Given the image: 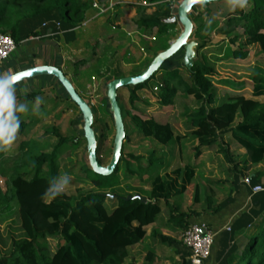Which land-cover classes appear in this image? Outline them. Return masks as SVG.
Returning a JSON list of instances; mask_svg holds the SVG:
<instances>
[{
	"label": "trees",
	"instance_id": "1",
	"mask_svg": "<svg viewBox=\"0 0 264 264\" xmlns=\"http://www.w3.org/2000/svg\"><path fill=\"white\" fill-rule=\"evenodd\" d=\"M91 5L92 0H0V33L9 34L19 44L21 40L37 33L35 28L38 21L42 22L43 19L58 21L61 28H73L84 22ZM176 7L172 0H158L151 13L147 12V7L139 9L137 23L142 27V33L157 28L152 41H143L147 57L141 64L152 60L179 35L178 23L163 22L164 18L176 13ZM200 7H195L190 14L196 25L194 36L199 42L193 68L189 70L184 66L183 52L180 51L165 61L153 75L158 78V82L153 84V87H157L156 97L163 105L176 104L179 92L185 97L191 95L196 99V105L184 106L182 113L189 127L187 132L178 135L170 123L143 118L121 106L123 118L124 115L131 118V123L127 124L124 119L126 140L129 131L133 130L164 147L149 150L147 164L140 161L143 156L131 153L125 155L123 152V159L128 166L130 163L126 157L137 161V171L130 166L128 171L149 174L152 190L145 193L134 188L135 193L116 194V202L108 210L105 202L109 193L107 188H119L118 183L111 182L112 176H118L119 167L113 174L103 176L95 173L90 165H84V176L80 179L90 180L94 188L76 194L61 192L49 199L60 178L61 147L66 143L77 145V137H72L71 141L68 136L63 137L50 152H45L49 146L47 140L29 138L20 143L19 152L14 158H4V149H0V172L6 179V189L0 187V264H136L130 260V247L140 242L146 235V227L158 220L162 204L169 208L171 214L167 225L173 224L185 231L193 223L190 218L199 217L206 210L219 212L233 201L230 196L217 203L211 196L202 197L200 187L192 181L196 172L193 164L177 167L171 174L166 172V175H161L160 172L176 158L172 145L181 143L185 137L197 140L195 154L198 156L202 150L217 144L222 152L226 151L228 160L235 165L232 168L230 193L238 191L244 169L239 168L236 162L240 154L230 152L228 146L220 143L223 136L230 135L246 149L244 167L248 162L257 165L264 161V100L255 98L264 95V0H247L244 9H223L222 18L209 11L199 12ZM214 31L224 35L227 40L217 47L207 48ZM255 44L259 45L257 53L262 58L250 66L251 79L237 82V88L222 97L217 95L213 81L216 75L215 62L229 58L246 59L251 53L250 46ZM115 77L118 76L111 75L110 79ZM245 85L252 87L250 93L253 96L245 95ZM143 87L139 84L137 88ZM137 88L131 87V104L138 98ZM29 96L31 94L20 95V102ZM104 101L109 107L107 97ZM25 106L28 108L27 104ZM41 111L39 108L38 114ZM106 112L105 116H112L109 109ZM79 115L78 121L83 122L80 110ZM35 117L33 124L39 121ZM30 125L21 120L20 132ZM54 131L58 133L56 129ZM80 133L83 134V129ZM97 139L98 158L103 163L100 156L101 136L97 135ZM10 161L12 164L9 167L1 166ZM249 176L255 185L261 183L264 174L252 172ZM136 193L146 196L148 201L125 199ZM255 194L253 207L243 216L247 218V224L243 227L242 238L235 239L234 232L229 233L226 240L231 238L233 242L218 250L214 264H264V190ZM173 196L178 197L176 202L171 200ZM184 196L191 198L186 203L188 211L181 208ZM200 203L205 206L198 212L195 206ZM173 225L170 228L176 229ZM154 236L164 244H175L177 247L183 244L186 250L182 256L184 259L187 254V258L182 264H189L190 250L183 241L180 243L160 231H155ZM49 238H60L61 242L54 251L50 250Z\"/></svg>",
	"mask_w": 264,
	"mask_h": 264
},
{
	"label": "rangeland",
	"instance_id": "2",
	"mask_svg": "<svg viewBox=\"0 0 264 264\" xmlns=\"http://www.w3.org/2000/svg\"><path fill=\"white\" fill-rule=\"evenodd\" d=\"M93 1L90 8H93ZM174 5L178 4L180 0H172ZM217 2L214 3V5ZM206 8L208 10L209 5H203L201 7ZM218 6V5H217ZM147 7V6H146ZM176 7V6H175ZM90 8L88 10H90ZM153 8V7H147ZM151 10V9H150ZM98 12V10H97ZM88 13V11H87ZM96 16L102 17L101 19L105 20L106 17L112 16L110 12L97 14ZM114 17V16H113ZM116 18V17H115ZM113 19V18H112ZM82 27H86V24L83 22L80 24ZM196 30V25H195ZM194 30V33H195ZM239 31L241 32L242 29L240 28ZM85 34H88V31H85ZM193 39L196 37L193 35ZM87 37H83V42L85 43ZM227 40L226 37L218 32H213L210 37V41L207 42L208 47H217L223 41ZM89 45H91L92 52L95 55L105 56L106 61L108 63V70H105L101 76L96 75L91 80H86L85 78H76L73 81L77 84L80 83L78 88L81 91L82 95L91 103L94 109V116L97 121H95L94 128L96 130V134L101 136L100 142V156L103 159V164H107L110 160L113 143H114V136H115V126L113 117L111 115H106L105 113L109 107L105 103L104 99L106 97V85L110 79V76L113 74L112 71L117 70L116 61L117 58L120 56L123 48L118 47L115 43H110L107 40H98L94 41V39L87 40ZM88 45V43H87ZM71 46V44H70ZM26 45H21L18 47L15 52L12 53L10 59L13 61L15 58H18L25 52ZM205 50V49H203ZM209 50V49H208ZM251 53L246 59H225L219 60L215 62V69L216 75L214 76V85L217 95L220 97L224 96L228 91L234 90L237 88V82H245L251 79L250 73V66L256 62L257 59H261V55L258 54L259 46L258 45H251L250 46ZM207 51V50H206ZM65 53V56H68L70 59V64L73 61H77L79 58H83L84 56L88 57V55L80 54L78 51H73L69 44H64V41H60V54ZM209 54V53H208ZM210 55V54H209ZM154 57V56H153ZM211 57V56H210ZM128 62L124 60V62L120 63L121 71L124 74H131L134 72L142 71L151 59H148L140 66L133 64L132 60H137L139 58L138 51L136 49H132V54L129 56ZM29 59V58H28ZM6 61L1 65H4ZM77 66H80L81 63L76 62ZM81 68V67H80ZM66 72V71H65ZM70 72V76L72 77L73 74ZM96 73L94 68L92 70L88 69L85 71L84 76L86 78H90L91 73ZM67 73V72H66ZM121 75V74H118ZM69 76V77H70ZM70 77V78H71ZM49 78V79H47ZM232 79V80H231ZM31 82L33 85H27L22 87L20 93L15 95V103L18 105L17 101H20V95H27L31 94L27 98L28 101H23L20 104H27L28 108L27 111L24 113H18L19 121L25 120L26 124H32L30 127H25L23 132H20L18 128L17 132L15 133V138L12 143L4 149V158H14L17 153L19 152L20 143L23 140H28L29 138H36L37 140H47L49 142L48 148L45 149V152L52 151L53 147L57 145L63 137L68 136L69 140L71 141L72 137H77L78 140L77 145L66 143L64 146L61 147V153L59 158V170H60V178L57 182V185L60 183L61 178L63 176H67L68 183L64 186L63 191L67 194H76L79 191H87L94 188L92 182L90 180H82L80 179L81 176H84L82 171V166L87 165L89 166L88 156H87V142L84 137V134H81L80 131L83 129V122L79 120V109L77 108L76 104L71 100V98L67 95L62 88L61 84H55L54 81H57V78L54 76H40L30 78L25 80L24 82ZM154 82H158L157 76H152L150 80L143 83L144 87L142 89L137 88L139 85L134 86L137 88L136 95L138 98H135L134 103H130L131 97V87L132 86H125L118 90V98L120 105L122 108H127L131 111V113L138 114L143 118H155L161 123H169L172 125L174 132L178 135H184L187 130L188 126L185 124V117L182 116L184 111V106H195L197 101L193 96L185 97L182 92L178 93V99L176 104L172 105H163L156 97L157 89L153 87ZM21 83L17 84L20 85ZM55 84V85H54ZM15 85V86H17ZM42 85V86H41ZM58 86L60 90V94H58ZM244 93L249 96H253L250 93L252 87L249 85H245L243 87ZM40 98V105L39 108L42 109L41 113H35L32 111L33 104L35 99ZM255 98L259 100H264V95L255 96ZM66 101H64V100ZM57 103L56 106H53ZM35 116H37L38 120L37 123H34ZM106 117V118H105ZM124 119L126 124L129 122L131 123V118L127 115H124ZM239 120V118H238ZM19 122V123H20ZM54 129L58 131L55 133ZM129 131V129H128ZM220 143L225 144V146L229 147V151H233L237 154L238 159V167L244 169V179L247 178L250 173L254 170H261L264 174V161L257 165H253L250 162L247 163V166L244 167L245 164V157L247 151L241 144L233 139L230 135L223 136ZM197 144V140L195 138L187 139L186 137L181 143H175L172 145L173 153L176 155V158L172 160L170 166L165 170H161V175L171 174V172L176 169L177 167H182L186 164H193L196 166V172L193 175L192 181L195 182L201 191L202 197L204 196H211L214 198L215 203L219 202V200H223L227 195L229 188L232 186V177H233V167L235 166L228 160L226 151L222 152L220 149V145L217 144L213 148L202 150L201 154L198 156L195 154V145ZM154 147L162 148L163 146L157 144L155 142H151L144 138V136L137 132L130 130L129 131V138L124 141L123 144V151L122 156L119 161L117 168L119 167L118 176H112L111 182L113 184L118 183L119 188H107L109 190L107 198H106V205L108 210H110L117 198L112 197V195H126L130 194L131 192L135 193L137 189L143 190L145 193L152 190V180L150 179L149 174H140V173H132L128 171V168L137 171V161L133 160L130 157H126L129 161L130 165L128 166L123 159V152L125 155L134 154L135 156H143L140 160L142 163L147 164V157L149 150L153 149ZM164 148V147H163ZM167 149V147H166ZM181 153V156H180ZM179 154V155H178ZM192 155V156H191ZM191 156V158H189ZM201 162V165H200ZM12 162H6L2 167H9ZM232 169V171H231ZM245 183V182H244ZM130 186V187H129ZM0 187L5 190L6 189V179L0 172ZM114 187V186H113ZM133 187V188H131ZM115 188V187H114ZM114 192V193H113ZM191 200L189 196H184L182 202L183 207L182 210L188 211L186 209L187 200ZM173 202L178 200L177 196L171 197ZM161 213L158 216V223H152L147 227L154 228L153 226L157 225L159 230H163L169 236H172L176 241H182L183 236V229L175 226L173 224L167 225L169 218L171 216L169 208L162 204ZM205 204L200 203L196 204L195 210L201 212L204 208ZM206 210L205 212H208ZM200 219L199 217L190 218V222H196ZM173 225L176 229L170 228ZM169 226V227H168ZM146 227V228H147ZM164 233V234H165ZM50 250L54 251L57 246L60 244V238H49L48 239ZM160 242V241H159ZM153 248L155 249L153 256L158 254L160 256V260H162L165 256H168L169 249L166 247L164 243H151ZM149 251L147 249L142 248V255L138 256V261H141L144 257L149 258V255H146ZM171 252V251H170ZM145 254V255H144ZM155 259L157 257L155 256ZM159 260V261H160Z\"/></svg>",
	"mask_w": 264,
	"mask_h": 264
},
{
	"label": "crops",
	"instance_id": "3",
	"mask_svg": "<svg viewBox=\"0 0 264 264\" xmlns=\"http://www.w3.org/2000/svg\"><path fill=\"white\" fill-rule=\"evenodd\" d=\"M140 1L141 0H124L122 4L117 6L115 12H110L112 16L106 17L105 20L101 19L102 17L96 16L97 14H99L97 10L95 11L93 8H90V10H88V13H86V19L84 20L87 22L85 25L86 27H82L81 25L75 26L73 28L65 26L66 28L64 27L58 30L54 24L55 21L53 19H43L42 22L38 21L37 27L35 28V31L37 33L21 40L20 43L17 44V49L18 47H21V45H26L25 52L22 53L20 57L15 58L13 61L6 60V63L0 66V74H9L16 70L35 64H53L61 67L64 72L66 71L67 73H65L68 77L70 76L69 71H71L73 76H70L71 78H69L72 80L75 87L79 91L78 88H81L79 87L80 83L76 84L73 79L75 80L76 78L81 77L85 78L86 80H91L96 75L101 76V74H103L105 70L109 69L108 63L105 60L106 57L93 54V47L89 45V42H86L87 40L91 39H94V41L102 39L107 40L112 44L115 43V45L117 44L118 47L123 48L120 56L116 61V65L118 64V68L116 71L111 72L113 73L112 75H117L118 77L128 75L124 74V72L121 71L120 63H123L124 60L128 62V60L130 59L129 56L132 54V49H136L139 54V58L137 60H132L133 64L139 65L142 61H144V59L147 57V53L144 49L143 41H152V36L157 29L156 27H153L152 32L142 33V27L138 25L137 21L140 14L139 9L146 6L141 5ZM157 1L158 0H153V2L155 3ZM151 7L153 8H147L148 13H151L155 10V5ZM209 7L211 8H209L208 10H206L205 6L200 7L198 11H209L213 15L221 17L222 10L229 9L228 0H225L222 3L217 2L215 5L214 3L209 4ZM46 21L48 22V25L43 26V23ZM178 26L179 30L181 31V26L179 24ZM86 30L88 31L87 35L85 34ZM83 37H87L85 43H82ZM60 41H64V44H69V47L74 52H81L80 54L88 55V57L84 56L82 59L79 58L77 59V61H73L71 64L68 63L70 58L68 56H65V53L63 52L60 54ZM142 48L144 50H142ZM78 61L79 63H81L80 66L76 65V62ZM92 68H94L96 73H91V79L86 78L84 76L85 71L88 69L92 70ZM54 83L56 85L60 84L58 80L56 82L54 81ZM27 85L32 84L31 82L26 81L24 83H21L20 85L14 86V95L20 93L22 87ZM59 89L60 88L58 86L57 95L60 94ZM79 92L81 93V91ZM25 101L28 100L25 99ZM17 102L18 105L22 103L19 100ZM255 172L258 173L262 171L254 170L253 173ZM241 181L242 183L238 191L233 193H230V191H228V195L223 199L226 200L230 196L233 199L231 203L227 204L219 212H212L210 210L208 212H203L200 216V219L196 221L205 223L208 228L215 233V243L212 256L207 261V264H214L218 250H220L222 246L231 244V242H233L231 238H228V240H226L230 235L229 233L234 232L233 234L235 235V239L242 238L244 229L243 227L247 224V218L245 219L243 216L244 214L249 213V211L253 207L254 197L256 194L251 191L250 186L246 185V183L243 182V179H241ZM260 182L261 183L259 184H264V176L261 178ZM154 223L157 224L158 222L156 221ZM153 227L154 228L147 227L146 235L144 236V238L140 242L130 247V260L135 262L136 264H182L183 261L187 258V254H185L184 259L182 256V253H184L186 250L183 244H179L180 246L178 247L175 244H166L165 246L169 249L168 256H166V258L164 256V258L160 260V256L158 254H155V256L157 257V259H155V256H153L155 249L153 248V245L151 243L157 244L160 243V240L156 236H154V232L160 231L163 234L165 232H163L164 229L162 230V228L161 230H159V227H157V225ZM228 227H230V229H228ZM142 248L149 251L146 254L149 255V258L144 257L141 261H138V256L142 255Z\"/></svg>",
	"mask_w": 264,
	"mask_h": 264
},
{
	"label": "water",
	"instance_id": "4",
	"mask_svg": "<svg viewBox=\"0 0 264 264\" xmlns=\"http://www.w3.org/2000/svg\"><path fill=\"white\" fill-rule=\"evenodd\" d=\"M221 0H180L176 7V13L168 18H164L165 23H178L181 26L179 35L169 42V46L158 52L148 65L138 74L115 77L108 81L106 85V97L109 102V111L112 114L115 136L112 154L107 164L100 162L98 158V139L94 129V110L91 103L77 90L72 80L66 75L64 70L53 64H35L8 75L17 74L21 76L14 84L17 85L25 80L40 76H54L63 86L71 100L78 106L83 118V134L87 142V156L90 168L97 174L109 176L116 170L122 156L123 144L126 140V128L122 113V108L118 98V90L125 86H136L150 80L152 76L161 68L163 63L176 53L182 51V62L184 66L191 70L197 58L199 42L192 38L195 24L190 17L195 7L209 5ZM28 73L30 75H22ZM116 198L117 195H112ZM140 199L147 202L148 198L136 193L128 195L125 199Z\"/></svg>",
	"mask_w": 264,
	"mask_h": 264
},
{
	"label": "built area",
	"instance_id": "5",
	"mask_svg": "<svg viewBox=\"0 0 264 264\" xmlns=\"http://www.w3.org/2000/svg\"><path fill=\"white\" fill-rule=\"evenodd\" d=\"M124 0H94L93 7L98 10L99 14L115 12L117 6L122 4ZM143 6H154L156 3L149 0H141ZM176 6V5H175ZM87 22L84 21L83 24ZM58 30L61 29V23L54 22ZM48 22H44L43 26H47ZM152 39L154 37L152 36ZM17 49V43L12 36L5 33H0V64L10 58L13 52ZM142 50H144L142 48ZM157 89V87H155ZM246 185L250 186L253 193H258L264 190L262 184H252L251 177L244 179ZM230 229V227H228ZM182 241L189 248L190 255L188 256L189 264H205L211 255L212 248L215 243V233L208 228L205 223L193 222L183 232Z\"/></svg>",
	"mask_w": 264,
	"mask_h": 264
},
{
	"label": "clouds",
	"instance_id": "6",
	"mask_svg": "<svg viewBox=\"0 0 264 264\" xmlns=\"http://www.w3.org/2000/svg\"><path fill=\"white\" fill-rule=\"evenodd\" d=\"M246 4L247 0H228L229 11L237 8L244 9ZM18 76L17 74H0V149H6L15 138V133L19 128L20 122L16 113L27 111L24 104L16 105L15 103L14 84L18 80ZM40 103V98L37 97L33 104V112H39ZM68 179L67 176L61 178L60 183L54 186L55 190L51 192L49 199L56 197L63 191L64 186L68 183Z\"/></svg>",
	"mask_w": 264,
	"mask_h": 264
},
{
	"label": "snow or ice",
	"instance_id": "7",
	"mask_svg": "<svg viewBox=\"0 0 264 264\" xmlns=\"http://www.w3.org/2000/svg\"><path fill=\"white\" fill-rule=\"evenodd\" d=\"M22 75H30V74H28V73H25V74H22ZM21 78V76H18V79H20Z\"/></svg>",
	"mask_w": 264,
	"mask_h": 264
}]
</instances>
